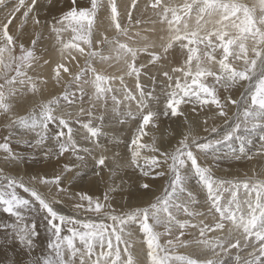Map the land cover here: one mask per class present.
Masks as SVG:
<instances>
[{
  "label": "snow or ice",
  "instance_id": "snow-or-ice-1",
  "mask_svg": "<svg viewBox=\"0 0 264 264\" xmlns=\"http://www.w3.org/2000/svg\"><path fill=\"white\" fill-rule=\"evenodd\" d=\"M6 4L7 0H0V6ZM71 5L57 21L59 27L53 24L50 31L61 45L62 57L53 69V79L58 84L62 73L68 74L76 90L66 86L60 96L42 100L25 115L14 110L13 101L29 92L38 94L40 85L47 83L29 75V70L40 59L36 50L43 34L36 32L30 46L26 47L24 43H18L20 36L11 34L10 25L21 9L20 29L29 18L34 25H40L39 17L31 15L38 7V0H18L16 7L0 22V116L6 120L3 127L35 132L38 137L35 143L40 145L49 139V127L56 123L57 130L51 139L57 145V159L70 153L76 162L64 164L61 172L50 178L34 175L28 182L22 176H12L0 169V211L15 221L0 224V230L10 231L11 238L30 253L39 232L35 218L31 223L26 222L27 214L42 215L50 233L47 244L50 251L33 259L31 264H226L223 257L232 255L234 250L233 264H264V179L216 177L210 167L200 163L201 155L206 157L210 152L214 153L215 145L230 141L242 126L245 129L249 126L252 129L264 127V0H183L178 5L150 0V6L157 10L158 22L166 26L167 35L160 37L159 51L154 50L156 45L142 35L144 31L154 29L130 33L137 0H132L128 24L124 26L119 20L116 0H107L116 35L109 37L101 32L99 39H94V33L97 13L104 6L103 0H89L88 6H79L78 0H71ZM156 22L152 21L153 24ZM142 23L135 20L136 26ZM68 28L74 35L64 42L61 35ZM133 35L143 40L142 46H137ZM177 46L182 52L186 50V58L180 66L165 68L162 62ZM65 50H71L69 55L73 61L77 56L72 55V51L84 57V66L74 74L63 62ZM141 53L148 54L149 65H160L161 75L169 82L163 114L177 118L183 116L184 123L188 124V129L179 133L181 138L177 144L169 148L158 147L155 138L150 144L141 142L148 135L146 129L149 125L155 127L159 115L149 107L150 102L158 101L159 97L154 91H146L140 82L148 66L137 64ZM236 62H242V66L236 67ZM44 64H49V61L44 60ZM97 64H107L108 67L123 65V68H118L120 74L108 73ZM170 72L178 75L174 77ZM126 77L135 79L134 90L127 86ZM208 78L214 81L212 85L205 82ZM152 79L155 83V77ZM216 85L226 92L238 86L243 91L236 98L231 94L221 98ZM85 97L88 107L84 106ZM62 101L68 106L79 102L74 121L56 114ZM109 101L111 112L119 123L133 122L137 125L127 144L130 164L137 167L142 176L152 181L162 180V191L145 206L130 207L120 212L112 207L107 192L101 198L81 191L70 198L77 201L74 204L76 211L88 218L64 215L56 207L61 201L42 194L34 185L54 186L60 195L68 193L63 186L64 174L84 164L85 156L80 153H92V149L77 142L73 125L78 124L86 131L84 140L102 148L99 141L106 135L103 131L105 116L103 113L96 115V110L99 107L107 111ZM189 104L192 112H196L197 107L214 106L217 110L214 115L223 119V125L209 127L205 119L204 132L209 135L194 134L181 107ZM229 107L237 110L231 122ZM212 134L218 139L212 138ZM10 138L11 132L3 137L0 151L5 154V162L19 161L22 157L13 151ZM142 149L153 155L142 156ZM51 154L49 152L48 155ZM232 156L236 160L264 156V144L249 156L242 143ZM107 159L103 154L99 158L94 157L97 175ZM190 176L196 177L197 185L206 193L207 213L194 207L199 201L188 188ZM139 187L146 194L154 191L153 184L149 182H143ZM18 190L27 193L28 197ZM181 213L184 219L178 218ZM206 215L211 217L209 222L200 219ZM161 226L163 232L157 230ZM137 228L143 235V240L139 241L144 246L143 260L134 252L137 243L134 229ZM163 236L170 238L161 244ZM189 236L192 238H187ZM180 247L199 248L208 255L201 258L177 254ZM248 248L251 251L242 256L241 252ZM11 264L17 262L11 261Z\"/></svg>",
  "mask_w": 264,
  "mask_h": 264
},
{
  "label": "bare ground",
  "instance_id": "bare-ground-1",
  "mask_svg": "<svg viewBox=\"0 0 264 264\" xmlns=\"http://www.w3.org/2000/svg\"><path fill=\"white\" fill-rule=\"evenodd\" d=\"M29 2H30V0H29ZM116 2L118 4V10L120 13L119 18H121V17L125 18L127 15L126 9L131 5L132 0H116ZM164 2L165 3H172L174 5H178V4L183 3V0H164ZM17 3H18V0H11L8 2V4L5 7L0 6V22L4 21V18L11 12V10L14 7H16ZM103 3H104V6L101 7L97 13L96 24H95L96 31L94 33V39H99L101 32L105 33L109 37L116 35L114 25L111 24L109 9L106 6L107 0H103ZM149 3H150V0H137V7H136L137 8L136 11L138 12L137 17L143 23L140 26H136L135 25V15H134L133 24L130 28V33L134 34L139 29H145V30L154 29V31H144L142 33V35L147 36L149 38V40L156 45L154 50L159 51L160 50L159 46L161 44L160 37L167 35V32L165 30L166 26L162 25L158 22L159 18L156 15L157 10H154L150 6ZM88 4H86V1H82V0L78 1V5L88 6ZM71 6H72L71 0H44V1L39 2L38 7L35 10V11H39V13H36L34 11L31 14L32 16L35 13L38 14V17H41L39 19L45 18V20H46L47 18H49V20H47L48 22H46L45 25H43V24L40 25L41 30H38V32H41L43 34V38L39 42V49L37 51V52H39V54L36 56L41 57V58L39 59V61L36 64H34L33 69L29 70V75H31L33 77H38L41 80H46L47 83L40 85V92L38 94L34 95L31 92H29L26 95L17 96L15 98V100L13 101L14 110L16 112H18L20 115H25L28 111H30L32 109V107L34 105L39 104L42 100L46 101L48 99H51L53 96H60L63 93L64 88L66 86L71 87L72 90L75 89V86L71 84V79H70V76L68 74L62 73V79L60 80V82L58 84L53 79V75H54L53 69L57 63L61 62L62 57H61V52H60L61 45L56 41L55 34H53L50 31L51 26L53 24H57V21L61 18L63 13L68 11ZM22 12H23V9H21L20 13H16V18L14 19L13 24L10 25V32L14 36H20L21 38L19 40V43H24L25 46L27 47V46H30L29 41H31V39H29V41L26 40V37L24 36L23 32L24 33L29 32L27 30L28 28H25V29H23L24 31L22 30L19 32L20 34L22 33V35H18L15 33L16 29L18 31V26H20V24L22 23V15H21ZM152 21H157V22L155 24H153ZM32 23L33 22L31 21V18H29V20L26 24L33 25ZM43 23H45L44 20H43ZM191 23H194V21H191ZM127 24L128 23H123L122 26L127 25ZM65 25L67 26V22H65ZM57 27H59V24H57ZM32 28H34V26ZM30 33H31V31L28 34H30ZM73 35L74 34L71 32V29L68 28L67 31L62 33L61 39L64 42H68L69 40H71ZM29 37L30 36H28V38ZM121 39L123 40L124 38L121 37ZM133 39L136 40L137 46H142L143 40L136 39L134 37V35H133ZM70 51L71 50H65L63 62L66 63L70 67L71 72H72V71H74V69L78 68L77 63H81L83 61V57H80L77 53L72 51L71 54L77 56V59L75 61H73V60H71V57L69 55ZM178 52H182L178 46L175 47L174 49L170 50L167 60L162 62L164 64L165 68L170 69V67H176L178 64L181 65L182 61L186 58L187 53L184 51V52H182L183 55H180ZM17 54H19L18 49H17ZM44 60H48L49 64L45 65ZM148 60H149L148 54L147 53H141L138 57L137 64L144 63V64L148 65L147 68L144 69L143 73H147L146 75H144L146 80L149 77L150 81H152L151 77L156 73L155 71L159 70L158 67H160V65L153 67L152 65L148 64ZM236 64H238L240 67L242 66V62H236ZM97 67L104 68L108 73L116 72L117 74H120V72L118 71V68L122 69L123 65H119V66L113 65V67H108L107 64H97ZM170 74H172L174 77L176 75H178V74L171 73V72H170ZM163 78L164 77L162 76L161 79H163ZM140 80H142V79H140ZM158 80H159V78L157 79V81ZM146 82H148V80ZM206 82H207V80H206ZM126 84L130 89H133V90L135 89V79L134 78H127L126 77ZM173 85H174V83H173ZM156 86H157V83H156ZM145 88H147V87H145ZM237 89H239V88H237ZM237 89H235V91ZM220 95H225V93L222 92ZM85 99H86V101L84 103V106L88 107L87 97H85ZM64 106H66V105H64ZM79 107H80V104L76 103L75 105H72L71 107L69 106V108L71 109L70 112H67L65 110V113H69L71 116L74 115L75 119H76V113H77ZM111 107H112V104H111V101H109V103L107 105V111H105V109H101L98 107L96 110V115H99L102 112H108L109 113V116H105V119L103 122V129H105L106 132L111 134L113 137L114 132L110 127L112 125H114V126H117V124L119 125V122H118V118L111 112ZM188 107L190 109L192 108L191 105ZM132 108L135 111V103L134 102L132 104ZM214 108L215 107H211V106H206L203 109H200L199 107H197L196 112H192V110L190 112H186V113H188L187 117H190L192 120L195 119L194 125H196V126L194 129L192 128V131L194 130L195 133L205 134V136L209 135L208 133L204 132V126H203L204 118L207 119L209 127H211L213 125H217V126L223 125L222 124L223 119L217 118L214 115V113L216 112V109H214ZM59 112L63 113L64 112L63 108H61V110H57L56 113H59ZM229 113H231V112H229ZM170 117L172 118V120L174 122L175 117H172V116H170ZM232 120H233V118L229 119L230 122ZM5 123H6L5 117L0 116V142H2L4 136H8L9 133L11 132V138H10L11 147L16 154H18L20 157H22V159L19 161L5 162V154L2 151H0V169H3V171L6 174H9L12 176H22L24 178V180L26 182H28L30 180V178L34 175L46 176V177L50 178L56 174L57 170L61 169V167L65 163V160L63 161L64 158H60V160L54 161L53 159L52 160L49 159L48 156L46 158L45 155L42 158L33 157V156L40 155L43 151L42 152H36V153L32 154V156L30 155L31 153H33V152L28 151V150H32L30 148L31 146H25L24 144H26V139H29L30 137H34L37 135L33 134V132H31V131L22 130L21 128H18V127H13L12 129L5 128V127H3V125ZM166 123L168 124V120H167L166 116H164V115L160 116V118H158L156 121L155 127H153V128H154V130H158V132L160 133V128ZM73 127H75V124L73 125ZM54 130H57V124L56 123H53L50 125L48 134L53 136ZM158 132H156L157 135H158ZM148 136H150V135H148ZM177 137H180L179 134L175 138L177 139ZM115 138L116 137H114V140H115ZM212 138L217 139L218 137H216L214 134H212ZM176 139L171 137V139H168L164 142H158V143H161V146H163L165 148H169L171 146L176 145V142H177ZM102 142H103L102 144H104V145H108L110 143V142H106L104 140H102ZM230 142L231 141H228V143H230ZM118 143L119 142H117V144ZM225 144H227L226 141L221 142V145H225ZM217 146H218V144L216 146H214V149L218 148ZM158 147H160V146H158ZM224 147L228 148L229 146H224ZM234 147H235L234 151H237L239 149L237 146H234ZM47 150L48 149H46V151ZM146 152H148V150L141 151L143 156L147 154ZM46 153L49 154L48 152H46ZM100 153L103 154V150L100 149V151H96L94 153V156L89 155L88 163L94 164V157L99 158V156L101 155ZM218 153L219 152L216 149L214 151V153L210 152L209 155H207V158L208 159L220 158L221 156L216 155ZM151 155H153L152 152H151ZM151 155H149V156H151ZM260 159L263 161V164L257 170L258 171L257 175L251 176V170H253L252 168L254 166V164H252L253 159L249 160L247 158H242V160H238V161L235 160L234 161L235 163L231 164V166L228 170H225L226 168H224V166L222 167L221 164H223V162L221 163V161L220 162L216 161L218 163L215 162L216 164L214 165L213 168L215 170H217L218 172L214 170V172H215L214 176L226 178V175L230 174L229 177L239 178V179H244L243 177H253V178L264 179V156H261ZM204 161H207V160L204 159ZM219 164H220V166H219ZM127 165H131L130 161H129V164H127ZM225 165H226V163H225ZM124 169H126V168H124ZM137 170H138V168H137ZM89 171H92V170H89ZM98 171L100 174V169ZM253 171H255V170H253ZM253 171H252V173H253ZM96 173H97V168L95 167V169L93 170V175L88 176V178L87 177H81V178H78V180L73 179L70 181H67L64 179L63 180V186L68 189V193L63 194V195L58 194L57 190L54 186L46 187V186L41 185V184H36L34 186L42 194L49 196V197H54V198L60 200L61 202L59 204H57L56 207L62 214L67 215V216H75V217H79V218H82L83 217L82 214H84V213L80 214L76 211V209L74 208V204L77 201L75 199L70 198V197L74 196V194L77 192L83 191V192L88 193L89 195L98 196L101 198L107 192L110 196V201L112 203V207L114 209H116L118 212L124 211V210L126 211L130 207L137 206L138 204H139L138 206L143 207L149 201H151L154 198V197L153 198L151 197V193L146 194V193H144V191L142 189H138V191L136 193H132V191H126L124 183L121 181V179L119 177H116V179L112 180L111 182L106 180L104 182L105 184L98 183L96 181V178L99 174L97 175ZM231 174H232V176H231ZM103 178H104V174L103 175L100 174L99 180H101ZM138 181L141 182L142 180H138ZM146 181L153 184L154 190L156 189L154 187L160 188L161 184L163 183L162 180H161L162 182L159 181L157 183V180L152 181L150 178L146 179ZM196 185L197 184L194 185V183H193V185H190V187L194 188L196 191V189H197ZM188 187H189V184H188ZM18 191L20 192L21 195L25 196L26 198L28 197L27 193H23L22 190H18ZM203 193H205V192H203ZM203 193H197L196 194V196L198 197L197 200L199 201V203L196 204L194 207L197 210H199L200 212H207V205L205 204L206 198L205 199L203 198ZM84 215H86V214H84ZM33 218H35V223L38 226L39 236L36 239L35 245H34V247L30 253H29V250L24 248L23 246H21L18 243V241H14L11 238L10 231L6 232L3 230H0V264H11V261H16L17 264H31V261L33 259L40 258V257H43L46 254H48V252L50 250L47 248V244H48V239H49L50 233L47 230L46 222L43 220L42 215H39L37 213H28L26 222L31 223ZM178 218H179V216H178ZM204 218L205 217H201L200 219H204ZM210 218H209V221L211 220ZM92 219L95 220L96 217L93 216ZM205 219L207 220V218H205ZM193 221H195V220H193ZM14 222H15L14 218H11L8 214L4 213L3 211H0V224H4V223L11 224ZM107 223H111V221H107ZM157 230L163 232L164 228L159 227ZM136 231L139 232L138 228L134 229V239L137 240V243L134 246V252L139 256L140 259L143 260L144 259V255H143L144 246L141 243H139V241L143 240V235L139 239V237H136V233H137ZM161 238H163V237H161ZM187 238H192V237L189 236ZM166 241H164V242L160 241V242H161V244H164ZM177 250H179L178 253H180V254L181 253L182 254H190L192 256L201 257V258H203L205 255H208L207 253L201 251L199 248H195V247H187V248L180 247V249L178 248ZM234 251H233V255H235ZM244 252H241V253H244ZM244 254H246V253H244ZM227 257L228 256H225L223 258H227ZM230 257H231V255H230ZM230 264H233V260L230 262Z\"/></svg>",
  "mask_w": 264,
  "mask_h": 264
},
{
  "label": "rangeland",
  "instance_id": "rangeland-1",
  "mask_svg": "<svg viewBox=\"0 0 264 264\" xmlns=\"http://www.w3.org/2000/svg\"><path fill=\"white\" fill-rule=\"evenodd\" d=\"M9 1H11V0H7V4H8V2ZM41 1H44V0H38V4H39V2H41ZM79 1V0H78ZM81 1V0H80ZM82 1H86V4H88L89 3V0H82ZM88 2V3H87ZM6 4V5H7ZM150 4V3H149ZM79 6H84V5H79ZM86 6V5H85ZM3 7V6H2ZM5 7V6H4ZM136 9L137 8H135L134 10H133V12H132V14H133V17H134V15H135V20L136 19H138V12L136 11ZM128 11H129V7L126 9V17L124 18V17H121V18H119V20H120V23H121V25L123 24V23H128ZM36 13H39V11H35ZM34 14L33 16H38V14ZM120 17V16H119ZM39 18H41V17H39ZM43 20H44V22L45 23H43ZM47 20H49V18H47L46 20H45V18L44 19H40V25L41 24H43V25H45L46 24V22H48ZM32 21V20H31ZM33 24V23H32ZM40 25H30V24H24V27H23V29H25V28H28L27 30L30 32L31 31V33L30 34H28L29 32H23V34H24V36L26 37V40H28L29 41V39H34L35 38V33L36 32H38V30H41V28H40ZM31 26V27H30ZM34 26V28H32ZM23 29H20L19 28V26H18V31H17V29H16V31H15V33L16 34H18V35H21L19 32L20 31H22ZM24 31V30H23ZM28 36H30L29 38H28ZM18 43H19V41H18ZM29 44H31V41H29ZM38 49H39V45H38V47H37V50H36V55H38L39 54V52H37L38 51ZM185 52H186V50H185ZM180 55H183V53L182 52H178ZM39 58H41V57H39ZM34 64H36V63H34ZM177 64V63H176ZM238 64H235V66L236 67H240L239 65L237 66ZM77 66H78V68H76V69H74V71H72V73L74 74V73H76L78 70H79V67H83L84 66V57H83V61L81 62V63H77ZM177 66H180L179 64L177 65ZM176 66V67H177ZM158 69L160 70V67H158ZM159 70H157V71H155L156 73L153 75L154 77H155V83H153V79H151L152 81H150V79H149V77L147 78V80H148V82H146L147 80L145 79V76L144 75H146L147 73H143L142 75H141V78L140 79H142V80H140V82L143 84V86H144V89L146 90V91H148V92H153L154 91V93H155V95L157 96V97H159V100L158 101H151L150 102V105H149V107H150V109L151 110H153V111H156V112H158V118H160V116H163L164 114H163V112H164V106H165V102H166V92H167V90H168V85L167 84H169V82L165 79V78H163V79H161L162 78V75H161V72L159 71ZM153 76L151 77V78H153ZM159 78V80L157 81V79ZM71 79V78H70ZM166 80V81H165ZM165 81V82H164ZM209 81V82H208ZM160 82V83H159ZM162 82V83H161ZM164 82V83H163ZM189 82H190V80H189ZM206 82V81H205ZM156 83H157V86H156ZM174 83V82H173ZM207 84H209V85H212L213 83H214V81L211 79V78H208L207 79V82H206ZM147 84V85H146ZM152 86H151V85ZM166 84V85H165ZM174 86V85H173ZM145 87H147V88H145ZM151 87V88H150ZM154 87V88H153ZM216 87L218 88V94L220 95L222 92H224L225 93V95L227 96V95H229V94H231L234 98H236V97H238L239 96V94H240V92H242L243 91V89L242 88H239V86L237 87V88H239V89H237V88H234V89H230L229 91H225V89L223 90L219 85H216ZM149 88V89H148ZM148 89V90H147ZM235 89H237L236 91H235ZM241 89V90H240ZM76 89H74L73 91H75ZM240 90V91H239ZM233 91V92H232ZM225 95H220V97L221 98H223V97H225ZM85 101H86V99H85ZM77 103H79L78 101H77ZM66 105V106H64V105ZM188 106H190V105H182L181 107L184 109V112H185V116H187V114L188 113H186V112H190L191 111V109L188 107ZM71 107V106H70ZM211 107H214V106H211ZM61 108H63V110H64V112L63 113H61V112H59V113H56L57 115H63V116H65L66 118H69V119H71V120H75V116L73 115V116H71L69 113H65V110L67 111V112H70V108H69V106H68V104L66 103V102H61V104L59 105V107H57V109H56V112H57V110H61ZM187 109V110H186ZM215 109V108H214ZM230 109V110H229ZM228 110V113L229 112H231V113H229V119H234V116H235V114L234 113H236V108L235 107H230ZM217 111V110H216ZM234 112V113H233ZM103 114H104V116H109V113L108 112H102ZM101 114V113H100ZM99 114V115H100ZM162 114V115H161ZM165 116V115H164ZM166 118H167V120H168V124L166 123V124H164L161 128H160V133L158 132V130H154V128H153V126L152 125H149V127L146 129V131L148 132V135H150V136H145V137H143V139H142V143H145V144H150V143H152L153 142V138H155V142H156V145L157 146H161V143H158V142H164V141H166V140H168V139H171V137L173 138V137H176L179 133H182L183 131H185V130H187L188 129V124H185L184 123V119H185V117H179V118H177V117H175V121L173 122V120H172V118L170 117V116H166ZM188 118V121H189V123H191V125H192V128L194 129L195 128V126L196 125H194V122H195V119H191L190 117H187ZM190 119V120H189ZM198 120V119H197ZM204 120H205V118H204ZM196 124V123H195ZM223 124V123H222ZM136 123H133V122H129V123H125V124H121V123H119V125L117 124V126H114V125H112L110 128L113 130V132H114V135H113V137H112V135L111 134H109L108 132H106V130L105 129H103V131L106 133V136L104 137V136H102V138H100V144L103 146L102 148H96V147H94V145L92 144V143H90L89 141H86V140H84L83 139V137L86 135V131L85 130H83V129H81L80 128V126L78 125V124H75V127H73V130H74V133L76 132L77 133V135L75 136V139L77 140V142L79 143V144H81L83 147H88V148H92V153H91V155L92 156H94V153L96 152V151H100V149L101 150H103V155H105L106 157H108V159L106 160V164H105V166H103L102 168H100V174H104V178L103 179H101V180H99L100 179V174L97 176V178H96V181L98 182V183H103V184H105L104 182L107 180V181H109V182H111L112 180H114V179H116V177H119L120 179H121V181L124 183V186H125V190L126 191H132V193H136L137 191H138V189H141L139 186H140V184L141 183H143V182H147L146 181V179H148V177H144V176H142L141 175V173H140V171H139V169L137 170V167H135V166H132V165H127V164H129V161H130V153H129V151H128V147H127V144L130 142V140H131V138H132V135H133V132H134V130H135V128H136ZM19 128V127H18ZM264 127H262V128H256V129H252L250 126H249V128H247V129H245L243 126L241 127V129L239 130V132L237 133V135L235 136V137H233L230 141V143H228V141H226V143L227 144H225V145H221V143L220 144H218V148H216L217 150H218V154H216L217 156H221L220 158H211V159H208L207 158V156L205 157V156H203V155H201L200 156V163L201 164H203V165H207L208 167H210L211 168V170H212V172H213V174L215 173L214 172V165L216 164V163H218V162H216V161H221V163L223 162V164H221L222 165V167L224 166V168H226L225 170H228L229 168H230V166H231V164H234L235 162V160L236 159H234L233 158V156L231 155L232 153H233V151H234V149H235V147L234 146H237L238 148H240V146H241V144L243 143L244 144V146H245V148L247 149V151H248V155H252L253 153H256L259 149H260V147H261V144H264V139H261L262 137H264V129H263ZM55 131L56 130H54L53 132L55 133ZM156 132H158V135H157V133ZM193 132H194V130H193ZM195 133V132H194ZM33 134H35L36 135V133L35 132H33ZM80 134V135H79ZM199 134V133H198ZM49 135V134H48ZM200 136L202 135V136H205V134H199ZM51 135H49V139L48 140H45V142L43 143V144H40V145H36V143H35V141L38 139V137L37 136H34V137H30L29 139H26V144H24L25 146H31L30 148L32 149V150H28V151H30V152H33V153H31L30 155L32 156V154H34V153H36V152H42L40 155H37V156H33V157H35V158H42V157H44V155L45 156H48L49 157V159H53L54 161L55 160H60V158H64L63 159V161L65 160V163L64 164H70V165H72V164H74V163H76L75 162V159H74V157H72L71 155H70V153H68V154H65V156H63V157H59V159H57V156H56V149H57V145H56V142H55V140H53V139H51ZM81 137V138H80ZM114 137H116L115 138V140H114ZM150 137V138H149ZM153 137V138H152ZM36 138V139H35ZM120 138V139H119ZM159 138V139H158ZM181 137H177V139L176 138H174V139H176V141H178L179 139H180ZM218 139V138H217ZM102 140H104V141H106V142H110L108 145H104V144H102L103 142H102ZM110 140V141H109ZM113 140V141H112ZM117 142H119L118 144H117ZM147 142V143H146ZM234 142V143H233ZM31 143V144H30ZM35 143V144H34ZM112 143V144H111ZM30 144V145H29ZM117 144V145H116ZM176 144H177V142H176ZM216 146V145H215ZM224 146H229L228 148L227 147H224ZM114 147V148H113ZM39 148V149H38ZM45 149V150H44ZM46 149H48L47 151H46ZM51 149V150H50ZM216 149H214V151L216 150ZM226 149V150H225ZM143 150H147V149H142L141 151H143ZM229 150V151H228ZM51 152L52 154L51 155H48L46 152ZM238 151V150H237ZM147 154L146 155H144V156H149V155H151V152L150 151H148V152H146ZM227 153V154H226ZM100 154H102V153H100ZM117 154H119V155H117ZM231 156H230V155ZM80 155H84L85 156V161L86 162H84V164L83 165H80L79 167H74L73 168V171L72 172H70V173H66V174H64V179L65 180H67V181H70V180H73V179H75V180H78V178H81V177H87L88 178V176H91V175H93V170L95 169V167L96 166H94L95 165V163L94 164H90V163H88V159H89V155H87V154H85V153H80ZM209 155V154H208ZM223 155V156H222ZM24 156V155H23ZM143 156V155H142ZM226 156V157H225ZM207 158V159H206ZM261 158V156H256V157H254L253 158V163L252 164H254V166H253V170H255V171H253V170H251V176H254V175H257V170L260 168V166H262V164H263V161L260 159ZM204 159L205 160H207V161H204ZM233 159V160H232ZM215 160V161H214ZM240 160H242V159H240ZM244 160V159H243ZM40 161V160H39ZM236 161H238V160H236ZM216 162V163H215ZM232 162V163H231ZM127 163V164H126ZM140 163H141V165H143V160H141L140 161ZM225 163H226V165H225ZM63 164V165H64ZM126 164V165H125ZM125 166V167H124ZM219 166H220V164H219ZM226 166V167H225ZM62 168H63V166L61 167V169H59V170H57L56 171V174H59L60 172H61V170H62ZM124 168H126V169H124ZM136 168V169H135ZM121 169V170H120ZM89 170H92V171H89ZM106 170V171H105ZM129 170V171H128ZM132 170V171H131ZM85 171V172H84ZM117 171V172H116ZM126 171V172H125ZM215 171H217V170H215ZM252 171H253V173H252ZM103 172V173H102ZM105 172V173H104ZM121 172V173H120ZM218 172V171H217ZM77 173H79V175H77ZM83 173V174H82ZM114 173V174H113ZM130 173V174H129ZM227 173V172H226ZM106 174V175H105ZM125 174V175H124ZM117 175V176H116ZM122 175V176H121ZM128 175V176H127ZM230 176V174L229 175H226V178H228V179H232L233 177H229ZM231 176H232V174H231ZM236 177V176H235ZM112 178V179H111ZM243 178H245V177H243ZM248 178H253V177H248ZM105 179V180H104ZM138 180H142L141 182H139ZM159 181H161V180H157V183L159 182ZM162 182V181H161ZM193 183H194V185L195 184H197V179H196V177H194V176H190V179L188 180V184H189V189L190 190H192L194 193H195V195L197 194V193H203V192H205V191H203V190H200V188H199V186L198 185H196V187H197V189H196V191H195V189L194 188H191L190 187V185H193ZM162 186H163V183L161 184V187L160 188H158V187H154V188H156L153 192H151V197L153 198L155 195H158L159 193H160V191H162ZM138 187V188H137ZM195 187V188H196ZM135 190V191H134ZM157 192V193H156ZM205 195V196H204ZM227 195V194H226ZM203 198L205 199L206 198V193H203ZM196 199H198V197L196 196ZM139 205V204H138ZM137 205V206H138ZM133 207H136V206H133ZM197 207V206H196ZM125 211V210H124ZM127 211V210H126ZM199 211V210H198ZM120 212V211H119ZM204 213H207V212H204ZM81 214V213H80ZM83 215V217L81 218V219H87V216L86 215H84V214H82ZM179 216V219H184L185 217H184V215L181 213V214H179L178 215ZM205 218H207V220L205 219ZM205 218H204V220H205V222H208L209 221V218H210V216H205ZM211 219V218H210ZM193 223H195V221H193ZM162 227V226H161ZM137 233H136V237H139V239H140V237L142 236V234L140 233V232H138V231H136ZM165 237V238H164ZM167 239H169V237L167 236H163V238H161V241L162 242H164V241H166ZM180 249V248H179ZM245 251V252H244ZM244 251H242V252H244V253H246V254H244V253H241V255L242 256H246L247 255V252L248 251H251V248H248V249H246V250H244ZM179 252V250H177V253ZM182 252V251H181ZM178 254H180V253H178ZM182 254V253H181ZM234 254H235V251H234ZM244 254V255H243ZM233 254L231 255V257H230V255L227 257V258H224V260H225V262H226V264H230V262L233 260Z\"/></svg>",
  "mask_w": 264,
  "mask_h": 264
}]
</instances>
